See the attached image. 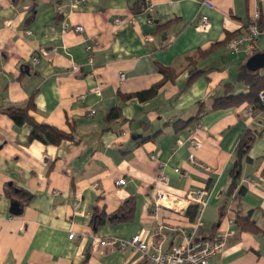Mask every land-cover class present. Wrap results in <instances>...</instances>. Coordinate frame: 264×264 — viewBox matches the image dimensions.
<instances>
[{
	"label": "crops",
	"instance_id": "1",
	"mask_svg": "<svg viewBox=\"0 0 264 264\" xmlns=\"http://www.w3.org/2000/svg\"><path fill=\"white\" fill-rule=\"evenodd\" d=\"M137 2L0 0V264H148L140 252L95 238L139 235L168 250L193 228L199 237L228 234L209 264H264V112L248 114L245 102L211 107L248 92L238 80L243 69L262 71L264 29L252 48L230 53L226 45L251 17L261 20L264 0H211L212 9L199 0H144L152 10L134 13ZM201 13L210 21L205 32L196 29ZM162 68L174 78L164 81ZM195 70L200 74L189 82ZM161 82L152 98L135 96ZM30 98L34 121L73 139L28 141L30 127L1 111ZM112 110L117 115L107 119ZM247 129L260 136L242 165L246 192L237 206L227 196L229 174ZM160 167L168 178L161 187L182 211L156 206ZM121 178L125 184L115 185ZM199 191L205 203H193L200 208L189 222L184 213ZM13 203L18 215L9 211ZM95 213L103 215L97 224ZM247 214L255 231L236 222Z\"/></svg>",
	"mask_w": 264,
	"mask_h": 264
},
{
	"label": "built area",
	"instance_id": "2",
	"mask_svg": "<svg viewBox=\"0 0 264 264\" xmlns=\"http://www.w3.org/2000/svg\"><path fill=\"white\" fill-rule=\"evenodd\" d=\"M81 1V0H80ZM199 3L202 7L206 9H212L213 3L211 0H199ZM147 12L152 10L151 5H147L144 8ZM258 15H254L251 17V20L247 26L246 31L243 34L235 35L231 37L227 42V50L230 53H238L240 48L243 45H248L250 48L253 47L258 35L260 34L259 28L257 26ZM152 20L147 18V23L151 25ZM207 15L201 13L198 16L196 29L200 32H205L209 29L210 23ZM116 24H120V20L115 19ZM68 27L66 25L63 26V30H67ZM73 29L76 32H81V26H75ZM146 41H152V37L150 35L145 36ZM32 63H37L38 57L37 55L33 56L31 59ZM90 63V59L88 61ZM120 79H124V75H120ZM258 98L263 105L262 111L264 112V92H260L258 94ZM252 108L249 106L247 108L248 114H253ZM191 146L197 145V140L192 137L189 141ZM190 160L194 162L193 157L190 156ZM160 173L157 177L159 187L156 190V206H161L165 209H173L176 211H182L183 205L179 199H176L174 195L163 190L162 187L167 185L168 178L163 173V168L160 167ZM178 172V170H175ZM125 184V179H117L115 185H123ZM162 186V187H161ZM206 193L205 191H199L196 193V197L191 203H198L203 205L204 197ZM161 201H165L167 204L162 205ZM199 223V220H196V224ZM199 225V224H198ZM195 228L189 234H183V240L181 243L172 246L168 250H163L160 248L159 242L156 239H152L149 242H146L141 239L139 235H134L131 239H115L109 238L105 240H100L95 238L96 243H100L103 246H110L111 248L117 250H125L130 249L132 251H137L143 254L148 262V264H209V259L214 255L220 253L225 246V239L228 234L215 233L209 237H199L195 233ZM153 236H157L158 232L156 230L153 231ZM74 233L69 234V239H72Z\"/></svg>",
	"mask_w": 264,
	"mask_h": 264
},
{
	"label": "trees",
	"instance_id": "3",
	"mask_svg": "<svg viewBox=\"0 0 264 264\" xmlns=\"http://www.w3.org/2000/svg\"><path fill=\"white\" fill-rule=\"evenodd\" d=\"M145 7L144 0H138L136 5L132 8L134 13H138L140 11V8L143 9ZM262 19H264V16L261 17V20L257 21V26L259 28V31H263L264 24H262ZM228 40V38H227ZM226 40V41H227ZM209 53V50L206 51H199L194 57H187L188 61L194 62L195 59H199L201 57L206 56ZM262 71L258 72H249L245 69H243L239 73L238 80L243 84L247 89L248 92L246 94H239L236 96H226L223 98H218L214 101L213 105L211 106L213 109H224V108H230V107H237L241 105L242 103H247V105H250V107L253 110H261L262 104L258 98V94L261 91H264V68H261ZM160 72L164 76V81L168 79L174 78L175 75H171L169 73V69L162 68L160 69ZM200 74L199 70L192 71L189 77V82H191L194 78L197 77V75ZM163 84V82L152 86L147 91H143L140 93H136L135 96L140 101H145L150 98H152L159 87ZM33 109V102L30 98L25 106H17V105H11L6 108L2 109V113L5 114L16 126L21 125H28L30 127V133L28 137V141L37 140L45 144H51V145H59L64 140H72L73 136L71 133H66L64 131H61L55 127H52L47 124L43 123H37L33 120V118L29 115V110ZM115 110L110 111L107 114V119H111L116 116ZM197 118V117H196ZM253 133V134H252ZM260 136V134H257L255 132H252L250 129H247L245 134L242 136L241 140L237 144L235 151H234V159L232 162V167L230 170V184L227 191V196L231 197L234 196L236 201V205L238 206V199L246 192V189L239 185V179L241 175V169L243 163L251 162V159L248 156L249 149L255 142V140ZM23 194L22 192H20ZM25 200L24 202H28L30 200V195L24 194ZM200 206L198 204H190L188 205L184 216L187 218L189 222H193L198 215ZM241 219H236V222L240 220L241 222H244L243 227L241 229L243 230H250L255 231L256 227L254 224V221L250 219L249 214H247L244 217H239ZM103 218V215H99L97 213L93 214V221H95V224L98 222H101Z\"/></svg>",
	"mask_w": 264,
	"mask_h": 264
},
{
	"label": "water",
	"instance_id": "4",
	"mask_svg": "<svg viewBox=\"0 0 264 264\" xmlns=\"http://www.w3.org/2000/svg\"><path fill=\"white\" fill-rule=\"evenodd\" d=\"M262 59H263V65H262L261 68H264V53H263ZM9 211H10L11 214L18 215L20 213L21 209L19 208L17 203H13L10 206Z\"/></svg>",
	"mask_w": 264,
	"mask_h": 264
},
{
	"label": "bare ground",
	"instance_id": "5",
	"mask_svg": "<svg viewBox=\"0 0 264 264\" xmlns=\"http://www.w3.org/2000/svg\"><path fill=\"white\" fill-rule=\"evenodd\" d=\"M161 204H162V205H165V204H167V203H166L165 201H161Z\"/></svg>",
	"mask_w": 264,
	"mask_h": 264
}]
</instances>
